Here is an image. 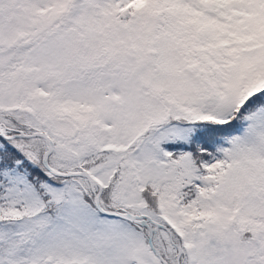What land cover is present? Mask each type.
I'll use <instances>...</instances> for the list:
<instances>
[{
  "label": "snow or ice",
  "instance_id": "1",
  "mask_svg": "<svg viewBox=\"0 0 264 264\" xmlns=\"http://www.w3.org/2000/svg\"><path fill=\"white\" fill-rule=\"evenodd\" d=\"M0 264H264V0H0Z\"/></svg>",
  "mask_w": 264,
  "mask_h": 264
}]
</instances>
